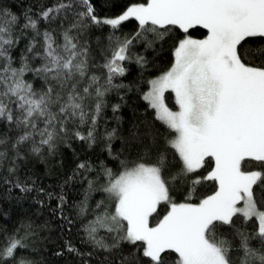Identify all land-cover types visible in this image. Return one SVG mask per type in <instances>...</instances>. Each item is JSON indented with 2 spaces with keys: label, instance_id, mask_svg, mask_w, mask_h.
<instances>
[{
  "label": "snow or ice",
  "instance_id": "1",
  "mask_svg": "<svg viewBox=\"0 0 264 264\" xmlns=\"http://www.w3.org/2000/svg\"><path fill=\"white\" fill-rule=\"evenodd\" d=\"M130 20L137 30L122 33V24ZM105 26L108 35L96 36L93 48L91 33ZM197 27L206 30L203 39L190 36L189 30ZM175 29L184 37L173 48L171 67L148 80V91L141 95L169 132L164 145L151 129L141 134L135 123L129 137L120 136L121 117L116 113L122 103L111 105L117 127L105 128L98 136L106 97L125 88L132 91L115 82L127 74L122 62L144 68L147 59L133 55L132 49L162 47ZM25 40L17 57L14 53ZM101 68V74L94 71ZM168 90L174 93L176 111L165 104ZM85 126L86 133L81 131ZM69 138L89 149L104 141L121 170L116 174L100 162L97 179L88 180L77 216H94L82 226L83 242L91 251L81 252L68 242V253L82 259L105 253V264L127 244L134 251L122 264H140L141 248L145 264H264V209L257 200L259 190L264 202V170H245L250 161L264 169V0H143L130 3L115 17L98 16L91 0L41 3L36 12L30 7L21 15L0 7V169L10 160L7 172L13 176L24 153L41 159L45 151L55 156L60 144L69 146ZM116 139L122 147L113 154ZM206 158L214 167L201 176L198 170L205 167ZM94 171L97 167L90 160L81 161L65 183ZM101 175L105 183L97 189ZM0 179L10 184L9 192L14 187L23 194L35 191L58 200L57 209L63 211V192L45 193L35 182L19 177L14 183ZM206 181L216 182L215 193L198 204L187 202ZM181 185H188V195L185 202L176 203L172 192ZM97 190L114 201V211L104 200L89 209L88 195ZM161 204L169 210L153 226L150 218ZM234 217L242 218L240 226ZM249 223L254 225L251 231ZM30 228L24 236L8 237L0 247V264H9L17 250L28 248ZM15 264L33 262L21 258Z\"/></svg>",
  "mask_w": 264,
  "mask_h": 264
},
{
  "label": "trees",
  "instance_id": "2",
  "mask_svg": "<svg viewBox=\"0 0 264 264\" xmlns=\"http://www.w3.org/2000/svg\"><path fill=\"white\" fill-rule=\"evenodd\" d=\"M57 0H0V7L9 9L11 12L21 15L28 8H32L33 12L39 9L41 3L50 6L56 3ZM97 15L100 17H115L122 13L125 8L133 2H143V0H91ZM21 22L22 17H21ZM56 27V25H53ZM137 30V23L134 20L124 22L121 27V32L131 35ZM109 28L105 26L103 30H95L91 33L92 46L95 48V37L100 36L104 38L108 35ZM189 34L193 38H203L207 32L199 27L190 29ZM184 37V33L175 29L168 38H166L163 45H157L155 50H144L142 45H136L132 49V54L143 55L148 63L144 68H141L136 63L122 62L128 69L124 77H117L116 83H123L132 87V91L127 88L121 89L120 94L116 92L110 93L106 100L108 107L105 108L103 117L100 120L97 135L104 133L105 128L109 131L117 127V121L113 118L111 109L112 104L122 103L120 111L116 115L121 117L119 121V135L122 137H129V130L133 124L139 125V131L143 134L146 130L151 129V132L156 135V138L161 146L164 145L165 137L168 136V130L157 120L154 119V111L148 108L145 101L141 99L143 92L148 89L147 81L157 77L163 72L167 71L173 61V48L178 43L179 39ZM27 41H23L15 55L19 56V50L24 47ZM96 61L102 63V58L97 55ZM97 74H101L104 70L94 69ZM27 79L31 80L29 75ZM35 87H40V81H35ZM125 97L124 101L120 100V96ZM166 105L172 109H177L174 96L171 91H166L164 94ZM81 131L87 132V126ZM174 135V134H173ZM69 146L60 144L58 146V155L48 156L44 153V158L33 157L25 154V159L17 161L19 171L9 176L7 168L10 166V160L5 163L4 168L0 169V178L7 177L11 183L15 182L16 177L28 184L35 182V186L43 188L45 193L52 192L59 195L63 192L66 203L62 206L63 211L57 209L58 200L49 199L47 195L40 194L35 191L23 194L18 189L12 188L9 192L10 184H4L0 179V247H3L8 237L12 235L24 236L28 231L30 225V235L26 243L28 248L26 250H17L15 259L9 264H15L21 258L32 261L33 264H83V259H89V264H101L105 260V253H98L95 256L88 258H80L74 254L67 252L66 244L70 242L74 247L81 252L91 251V247L83 242L84 233L82 230L83 224L88 220L94 219L92 214H88L84 218H78L77 205L85 198V191L88 188V180H96L99 172L100 162H103L108 168L112 169L116 174H119L120 164L119 160H113L109 157L105 150V142L99 141L91 149L87 144L78 141L74 138H69ZM122 143L120 139L113 141V154L120 153ZM11 154V153H10ZM121 154L120 159L124 158ZM134 155V153H133ZM84 160H90L96 167L97 171L92 173H85L83 176H76L72 181L65 183L67 177L73 174L76 165ZM206 165L199 169V175H207L214 167L213 161L206 158ZM259 162L250 161L249 167L245 170H264L258 167ZM87 177L86 179L84 177ZM105 183L104 177L101 175L96 184L99 189ZM188 185H181L175 187L172 192L173 199L176 203L185 202V197L188 195ZM217 189L215 181H206L198 186V190L193 195L190 203L197 204L202 198L213 193ZM258 206L264 209V202L261 201L259 190H257ZM26 197V198H25ZM37 200L43 203H37ZM104 200L109 204L111 211H114V201L107 200V194L103 191H92L88 195L87 204L90 210H95L98 201ZM168 205L161 204L158 206L157 214H153L150 218L153 226L161 219L168 211ZM99 211H103L101 208ZM64 217L72 220L69 225ZM237 226L242 224V218H235ZM254 225L249 223L248 228L251 231ZM17 229L19 231L17 232ZM224 233L229 234L231 239L230 229L225 226ZM103 235V233H101ZM134 251L133 246L127 244L122 245L120 251L113 252L108 256L105 264H122L124 256H129ZM57 253H62L57 255ZM174 255V254H173ZM140 258V264H145V258L142 257V248L137 253Z\"/></svg>",
  "mask_w": 264,
  "mask_h": 264
},
{
  "label": "rangeland",
  "instance_id": "3",
  "mask_svg": "<svg viewBox=\"0 0 264 264\" xmlns=\"http://www.w3.org/2000/svg\"><path fill=\"white\" fill-rule=\"evenodd\" d=\"M120 14H121V13H120ZM118 15H119V14H118ZM118 15H117V16H118ZM206 35H207V34H206ZM206 35H205V36H206ZM205 36H204V37H205ZM204 37H203V38H204ZM192 38H193V37H192ZM203 38H193V39H203ZM160 75H161V74H160ZM160 75H158V76H160ZM158 76H157V77H158ZM155 78H156V77H155ZM147 91H148V89H147ZM168 91H170V90H168ZM172 94H173V96H174V93H172ZM164 101H165V100H164ZM165 104H166V103H165ZM171 110H172V109H171ZM176 110H178V109H175V110H173V111H176ZM213 163H214V161H213ZM216 190H217V189H216ZM216 190H215V191H216ZM215 191H214L213 193L207 195V196H211V195H213V194L215 193ZM207 196H205L204 198H206ZM204 198H202V199H204ZM202 199H201V200H202ZM197 204H198V203H197ZM237 206L239 207V206H242V205H237Z\"/></svg>",
  "mask_w": 264,
  "mask_h": 264
}]
</instances>
